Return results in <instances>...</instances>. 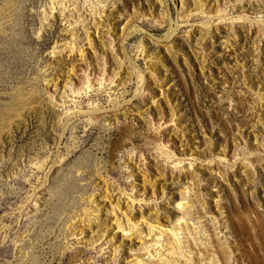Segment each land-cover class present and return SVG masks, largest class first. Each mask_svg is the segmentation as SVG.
Segmentation results:
<instances>
[{
	"label": "rangeland",
	"instance_id": "rangeland-1",
	"mask_svg": "<svg viewBox=\"0 0 264 264\" xmlns=\"http://www.w3.org/2000/svg\"><path fill=\"white\" fill-rule=\"evenodd\" d=\"M188 263L264 264V0H0V264Z\"/></svg>",
	"mask_w": 264,
	"mask_h": 264
},
{
	"label": "bare ground",
	"instance_id": "bare-ground-1",
	"mask_svg": "<svg viewBox=\"0 0 264 264\" xmlns=\"http://www.w3.org/2000/svg\"><path fill=\"white\" fill-rule=\"evenodd\" d=\"M120 221V220H119ZM118 219L116 220L117 223V227H123V225L121 224V222H119ZM189 264V263H188Z\"/></svg>",
	"mask_w": 264,
	"mask_h": 264
}]
</instances>
